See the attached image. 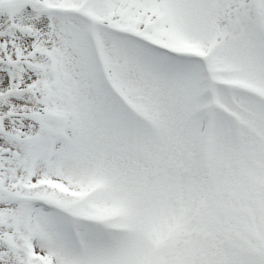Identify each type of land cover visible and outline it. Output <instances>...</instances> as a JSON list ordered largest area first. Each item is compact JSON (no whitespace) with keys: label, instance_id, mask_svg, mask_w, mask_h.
<instances>
[{"label":"snow or ice","instance_id":"snow-or-ice-1","mask_svg":"<svg viewBox=\"0 0 264 264\" xmlns=\"http://www.w3.org/2000/svg\"><path fill=\"white\" fill-rule=\"evenodd\" d=\"M0 264H264V0H0Z\"/></svg>","mask_w":264,"mask_h":264}]
</instances>
